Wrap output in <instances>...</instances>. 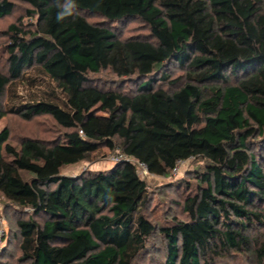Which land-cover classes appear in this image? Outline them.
Returning a JSON list of instances; mask_svg holds the SVG:
<instances>
[{"label": "trees", "instance_id": "1", "mask_svg": "<svg viewBox=\"0 0 264 264\" xmlns=\"http://www.w3.org/2000/svg\"><path fill=\"white\" fill-rule=\"evenodd\" d=\"M14 1L31 7L35 24L9 27L0 115L10 87L39 69L59 94L8 111L26 120L50 116L68 131L20 148L9 144L8 129L0 133V198L16 213L29 211L17 222L21 261L133 264L158 233L166 264H213L238 253L263 263L264 146L261 155L250 151L264 138V0ZM15 8L0 2V19ZM133 20L148 27L150 39L118 37L114 25ZM171 64L189 80L172 93L154 79L161 72L167 81L163 69ZM104 71L144 81L136 92L105 90L90 79ZM117 147L127 160L112 169L63 174L101 148ZM192 159L206 167L183 205L188 222L153 225L148 186L133 162L167 177Z\"/></svg>", "mask_w": 264, "mask_h": 264}, {"label": "rangeland", "instance_id": "2", "mask_svg": "<svg viewBox=\"0 0 264 264\" xmlns=\"http://www.w3.org/2000/svg\"><path fill=\"white\" fill-rule=\"evenodd\" d=\"M3 0H0L2 2ZM16 5L15 12L9 17L0 19V72L6 73L8 47L11 44V34L9 27L17 25L25 30H31L35 20H30L28 11L31 7L27 4L9 0ZM20 20L22 22H20ZM87 20L96 25H106V22L95 15H88ZM115 32L122 40L130 38L150 39V31L147 26L138 20L126 21L122 24L114 25ZM163 72L169 75L167 81H163L158 72L155 87L163 89L170 93L189 83L186 72L176 64L167 65ZM27 79H34V85H30ZM92 82L99 88L118 92H136L139 84L144 79L134 77L132 79H119L111 71H104L99 75L90 76ZM59 92L56 85L42 70H29L26 72V79L15 82L8 92L5 93L1 101L2 115H0V133L8 129L10 132L9 144L20 148L24 140H40L44 142H53L60 140L68 132L63 129L50 116H38L26 120L21 114L9 112L10 105H26L32 102L41 101L49 93ZM11 96L13 98H11ZM254 145L250 152L260 153L264 146V138L258 136L254 139ZM127 160L119 147L115 151L108 148H101L93 154L88 161L64 169L63 174L69 177H78L84 174H90L101 171H108ZM136 165L138 174L148 186L150 205L146 212V218L153 225L171 226L174 220L178 222H188V217L184 212L183 205L186 198L198 189L195 181V174L203 172L206 163L203 160H189L174 174L171 172L167 177H156L150 175L144 167ZM188 183L190 189H186L183 184ZM17 211L4 198H0V220L3 221V228L7 232L2 239V250L0 252V264H25L21 261L22 253L20 251V233L17 222L21 219H27L29 211L25 213H16ZM42 222L41 219H38ZM252 237H257L255 231L250 233ZM133 264H166V245L162 237L156 233L148 244L147 252L140 254ZM213 264H264L258 262L252 254H233L224 259L218 260Z\"/></svg>", "mask_w": 264, "mask_h": 264}, {"label": "built area", "instance_id": "3", "mask_svg": "<svg viewBox=\"0 0 264 264\" xmlns=\"http://www.w3.org/2000/svg\"><path fill=\"white\" fill-rule=\"evenodd\" d=\"M187 161H181L177 164L176 168L173 170V173L176 174ZM143 167V166H142ZM145 168V167H144ZM146 170V168H145ZM147 171V170H146ZM7 232L3 228V221L0 220V252L2 250V239L6 236Z\"/></svg>", "mask_w": 264, "mask_h": 264}, {"label": "clouds", "instance_id": "4", "mask_svg": "<svg viewBox=\"0 0 264 264\" xmlns=\"http://www.w3.org/2000/svg\"><path fill=\"white\" fill-rule=\"evenodd\" d=\"M63 15H64V13L62 12L58 18H62V17H63Z\"/></svg>", "mask_w": 264, "mask_h": 264}]
</instances>
